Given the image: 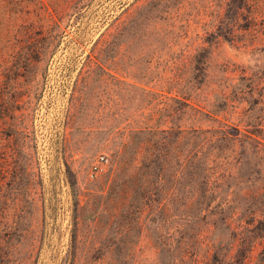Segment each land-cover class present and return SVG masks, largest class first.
I'll return each instance as SVG.
<instances>
[{
	"label": "rangeland",
	"instance_id": "obj_1",
	"mask_svg": "<svg viewBox=\"0 0 264 264\" xmlns=\"http://www.w3.org/2000/svg\"><path fill=\"white\" fill-rule=\"evenodd\" d=\"M210 244L264 264V0H0V264Z\"/></svg>",
	"mask_w": 264,
	"mask_h": 264
},
{
	"label": "trees",
	"instance_id": "obj_2",
	"mask_svg": "<svg viewBox=\"0 0 264 264\" xmlns=\"http://www.w3.org/2000/svg\"><path fill=\"white\" fill-rule=\"evenodd\" d=\"M188 164L189 163H187V166H188ZM214 248H215L214 244L208 245L205 249L204 254H202L203 258L194 257V259H192V264H217L216 263L217 261L215 262V259H216L215 253L216 252H215ZM182 256H184V255H180L178 257V260L181 259V263L186 260V258H182Z\"/></svg>",
	"mask_w": 264,
	"mask_h": 264
},
{
	"label": "built area",
	"instance_id": "obj_3",
	"mask_svg": "<svg viewBox=\"0 0 264 264\" xmlns=\"http://www.w3.org/2000/svg\"><path fill=\"white\" fill-rule=\"evenodd\" d=\"M103 159V155H98L97 161L100 162ZM94 167H97V165H94Z\"/></svg>",
	"mask_w": 264,
	"mask_h": 264
}]
</instances>
